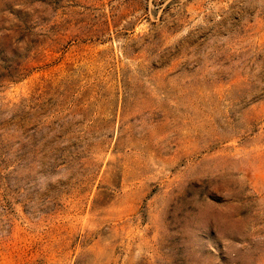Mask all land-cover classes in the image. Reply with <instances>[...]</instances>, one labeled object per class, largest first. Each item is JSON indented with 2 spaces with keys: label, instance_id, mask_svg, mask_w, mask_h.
<instances>
[{
  "label": "rangeland",
  "instance_id": "1",
  "mask_svg": "<svg viewBox=\"0 0 264 264\" xmlns=\"http://www.w3.org/2000/svg\"><path fill=\"white\" fill-rule=\"evenodd\" d=\"M0 264H264V0H0Z\"/></svg>",
  "mask_w": 264,
  "mask_h": 264
}]
</instances>
